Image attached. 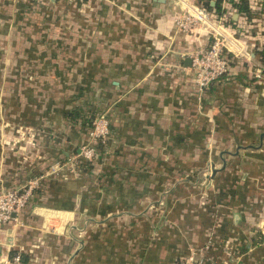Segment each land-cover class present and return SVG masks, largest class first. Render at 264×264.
Returning <instances> with one entry per match:
<instances>
[{"label":"crops","instance_id":"1","mask_svg":"<svg viewBox=\"0 0 264 264\" xmlns=\"http://www.w3.org/2000/svg\"><path fill=\"white\" fill-rule=\"evenodd\" d=\"M221 1L230 68L201 92L212 31L177 29V0H0V191L40 183L0 264H264V0ZM77 106L110 127L85 172Z\"/></svg>","mask_w":264,"mask_h":264},{"label":"built area","instance_id":"2","mask_svg":"<svg viewBox=\"0 0 264 264\" xmlns=\"http://www.w3.org/2000/svg\"><path fill=\"white\" fill-rule=\"evenodd\" d=\"M181 12L174 18L177 29L191 33L197 27L210 28L212 39L203 47L190 54L193 69V80L199 91L226 75L230 68V59L227 55L230 47L226 46L222 32L211 22L210 13L198 3L189 0H177ZM226 47V49H224ZM110 134L109 120L104 113L97 114L91 121L86 134V141L79 146L77 158L95 162L97 159L98 141L105 143ZM39 179H29L24 185L15 189L0 191V225L11 221H18L17 214L22 212L34 196V188ZM193 264V258H190ZM8 264H19L20 254L17 253L7 261Z\"/></svg>","mask_w":264,"mask_h":264},{"label":"trees","instance_id":"3","mask_svg":"<svg viewBox=\"0 0 264 264\" xmlns=\"http://www.w3.org/2000/svg\"><path fill=\"white\" fill-rule=\"evenodd\" d=\"M221 0H215V5L214 6H210L209 4V0H199L198 4L202 7H204L208 12L210 9H212L218 16H221L224 12L225 9L222 7L221 4ZM36 6L35 7H44L45 9H47L46 7H49L50 5V0H36V2L34 3ZM230 4L231 6L234 8V10L239 13V14H245L247 16L251 15V10L249 7V2L248 0H230ZM40 10V9H39ZM210 13V12H209ZM264 13V11H263ZM48 14V13H46ZM211 14V13H210ZM227 55L229 56L230 59V55L229 52H227ZM85 110H82V107H75L74 109H72L70 112L67 113V120L70 121L72 124H76L78 122H82L84 123V125L86 126V134L88 131V128L91 124L92 119L96 116L95 114H89L87 116H85ZM107 141L105 143H102L100 141H98L96 143V147H97V158L100 156V154L102 152H104V148L106 145ZM95 162H91V161H87L81 158H75L72 161H70V166L78 172H85V171H90L91 169H93ZM40 183H38V185L34 188V190L36 191L37 187L39 186ZM35 193V192H34ZM16 254V251H10L9 252V258L11 259L14 255ZM20 263L21 264H26L27 259L25 260H21L23 255L20 254Z\"/></svg>","mask_w":264,"mask_h":264},{"label":"water","instance_id":"4","mask_svg":"<svg viewBox=\"0 0 264 264\" xmlns=\"http://www.w3.org/2000/svg\"><path fill=\"white\" fill-rule=\"evenodd\" d=\"M211 4H213V3H211ZM234 16H236V13H235V15ZM209 170V168H207V170H206V178L207 177H210L209 175H207V171ZM218 170V169H217ZM216 169H212V173L211 174H214L216 171H217ZM187 181H189L188 179H186ZM183 264H185V263H183Z\"/></svg>","mask_w":264,"mask_h":264}]
</instances>
